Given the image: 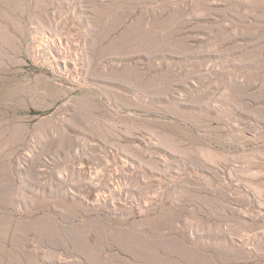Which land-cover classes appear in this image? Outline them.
I'll return each instance as SVG.
<instances>
[{
	"label": "rangeland",
	"instance_id": "rangeland-1",
	"mask_svg": "<svg viewBox=\"0 0 264 264\" xmlns=\"http://www.w3.org/2000/svg\"><path fill=\"white\" fill-rule=\"evenodd\" d=\"M0 264H264V0H0Z\"/></svg>",
	"mask_w": 264,
	"mask_h": 264
},
{
	"label": "bare ground",
	"instance_id": "bare-ground-1",
	"mask_svg": "<svg viewBox=\"0 0 264 264\" xmlns=\"http://www.w3.org/2000/svg\"><path fill=\"white\" fill-rule=\"evenodd\" d=\"M59 43H60V42H59ZM40 48H41V47H40ZM61 55H62V54H61ZM61 55H60V56H54L53 59L55 60V62L61 60V61L65 64V67H66V62L70 60V59L68 60V57H69V56L67 57V55H65V54H63L62 56H61ZM73 63H74V62H73ZM166 122H167V121H166ZM171 123H172V122H171ZM172 125H173V124H172ZM134 221H135V220H134ZM122 222H123V221H122ZM138 222H139V221H138ZM135 224H136V223H135ZM123 228H124V227H123ZM113 231H114V230H113ZM132 231H133V230H132ZM125 233H126V232H125ZM134 233H135V232H134ZM112 234H113V233H112ZM122 234H123V233H122ZM127 235H128V234H127ZM132 236H133V235H132ZM136 236H137V235H136ZM127 237H128V236H127ZM116 239H117V238H116ZM122 239H123V238H122ZM132 241H133V239H132ZM140 243H141V242H140ZM134 245H135V244H134ZM131 246H132V245H131ZM151 246H152V245H151ZM145 247H146V245H145ZM148 247H149V246H148ZM127 248H128V247H127ZM151 248H152V247H151ZM139 249H140V248H139ZM128 250H129V249H128ZM148 250H149V249H148ZM130 251H131V249H130ZM156 251H157V250H156ZM173 252H174V251H173ZM157 253H158V252H157ZM148 254H150V253H148Z\"/></svg>",
	"mask_w": 264,
	"mask_h": 264
}]
</instances>
